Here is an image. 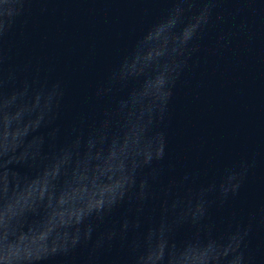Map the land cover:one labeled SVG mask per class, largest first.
<instances>
[{
  "label": "water",
  "instance_id": "95a60500",
  "mask_svg": "<svg viewBox=\"0 0 264 264\" xmlns=\"http://www.w3.org/2000/svg\"><path fill=\"white\" fill-rule=\"evenodd\" d=\"M4 2L3 47L13 64L30 61L41 79L19 97H0V264H65L53 253L95 220V210L123 195L137 157L158 151L151 112L167 77L166 61L159 58L168 37L142 57L143 65L151 63L158 71L130 69L135 91L111 128L82 141L70 134L74 112L107 68L163 15L168 0ZM198 43L170 100V157L178 169H199L204 180L219 178L225 166L240 160H254L255 167L236 200L210 208L202 233L187 226L168 230L174 214L199 211L190 190L181 191L175 210L158 195L141 217L142 228L155 226L157 232L143 264H159L165 250L168 264H235L230 209L246 217L264 206V0H218ZM46 75L63 78L68 87L66 106L55 121ZM110 104L105 100L95 109L85 138ZM126 207L107 223H121ZM246 256L249 264H264V228L251 236Z\"/></svg>",
  "mask_w": 264,
  "mask_h": 264
},
{
  "label": "clouds",
  "instance_id": "9594fccd",
  "mask_svg": "<svg viewBox=\"0 0 264 264\" xmlns=\"http://www.w3.org/2000/svg\"><path fill=\"white\" fill-rule=\"evenodd\" d=\"M17 0H5V4ZM218 0H168L163 15L148 25L105 71L88 95L79 100L80 108L74 112L70 134L79 136L82 141L92 140L97 132L109 129L129 107L126 103L135 91V73L131 68L144 72L158 71V67L149 63L142 64L144 53L161 43V37H168V45L160 61H166L167 77L161 85L151 112L155 126L158 151L144 159L137 157L130 169V181L125 184L123 195L107 206L93 212L95 220H89L62 248L52 257H62L65 264H143V257L157 241L155 226L142 228L141 217L149 210L150 203L161 196L165 204L173 210L181 206V191L190 190L194 199H198L200 209L195 216L174 214L168 224L169 232L190 227L203 232L208 225L206 220L210 208H226L236 200L244 188L249 170L255 167V161L249 163L240 160L225 166L218 174L219 178L204 180L199 169H178L171 159L168 148V128L170 120V100L173 89L181 75L189 67V60L198 51V41L212 19V11ZM199 6V7H197ZM11 16L12 9H5ZM5 22L0 26V97L8 99L19 97L39 83V71L33 73L30 61L23 67L12 63V58L3 47L7 32ZM175 37V39H173ZM50 82L52 99V119L58 118L68 96L66 81L61 77L43 76ZM117 92L123 95L117 96ZM105 100L111 104L96 117L92 130L85 138L84 128L97 107ZM59 131V129H57ZM127 204L121 223L109 225L108 217ZM264 228V206L243 216L230 209L228 239L232 245L235 264H249L246 250L253 233ZM168 252L165 250L159 264H168Z\"/></svg>",
  "mask_w": 264,
  "mask_h": 264
}]
</instances>
